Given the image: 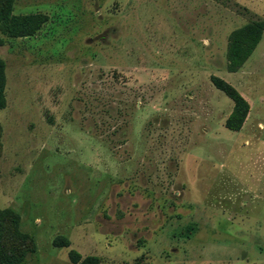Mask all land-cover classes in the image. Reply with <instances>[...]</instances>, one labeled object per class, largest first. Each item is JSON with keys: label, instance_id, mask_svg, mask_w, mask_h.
<instances>
[{"label": "rangeland", "instance_id": "1", "mask_svg": "<svg viewBox=\"0 0 264 264\" xmlns=\"http://www.w3.org/2000/svg\"><path fill=\"white\" fill-rule=\"evenodd\" d=\"M0 4L1 9L9 5ZM0 25V209L20 215L21 264L264 263V35L227 70L230 33L264 0H13ZM250 102L240 131L225 126ZM68 240L69 245H60Z\"/></svg>", "mask_w": 264, "mask_h": 264}, {"label": "trees", "instance_id": "2", "mask_svg": "<svg viewBox=\"0 0 264 264\" xmlns=\"http://www.w3.org/2000/svg\"><path fill=\"white\" fill-rule=\"evenodd\" d=\"M4 5L5 0H0ZM7 9L0 10V25H3L9 36L20 37L35 34L48 20V15L43 13L16 15L11 13L13 0H7ZM264 35V20L250 21L234 29L228 39L227 46V70L234 72L239 70L249 57L253 54ZM4 43L0 37V45ZM212 82L223 91L234 102L232 111L228 115L225 126L233 131H240L250 113L251 104L246 97L224 78L213 75ZM6 75L5 61L0 59V108L6 105ZM19 238V242L26 240L27 235L21 232L20 215L13 209H0V264H21L26 256L27 250L20 249L18 253L9 251L6 247V235ZM60 245L68 246V240H63ZM69 256L73 263L99 264L96 256H87L82 259L81 254L71 250ZM264 264V263H260Z\"/></svg>", "mask_w": 264, "mask_h": 264}]
</instances>
